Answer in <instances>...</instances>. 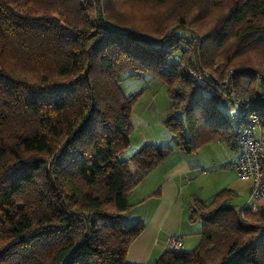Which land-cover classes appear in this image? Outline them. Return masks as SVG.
Masks as SVG:
<instances>
[{
  "label": "trees",
  "instance_id": "1",
  "mask_svg": "<svg viewBox=\"0 0 264 264\" xmlns=\"http://www.w3.org/2000/svg\"><path fill=\"white\" fill-rule=\"evenodd\" d=\"M127 70L166 85L185 153L237 142L230 90L264 132V0H0V264H264V204H227L228 187L188 206L191 251L127 261L144 227L123 221L129 193L172 150L118 157L143 93L122 92Z\"/></svg>",
  "mask_w": 264,
  "mask_h": 264
},
{
  "label": "crops",
  "instance_id": "2",
  "mask_svg": "<svg viewBox=\"0 0 264 264\" xmlns=\"http://www.w3.org/2000/svg\"><path fill=\"white\" fill-rule=\"evenodd\" d=\"M144 114H149L148 120L152 124L161 127L167 113L165 109L149 101ZM222 142L224 141L220 139L213 140L201 145L192 154L177 149L173 142L168 144L167 146L172 147L168 155L130 191L131 208L123 213V219H128L126 222L141 220L144 227L129 244L127 261L146 263L154 260L165 248L166 238L181 232L188 213L187 208L195 200H207L223 187L233 189L235 196L241 193L248 196L251 181L239 178L232 165L240 155L237 142L228 145V149L223 147ZM148 143L166 145L155 139L145 140L142 145ZM126 149L118 154L120 159H127L124 154ZM132 155H128V158ZM129 168L131 172L136 169L133 164ZM157 189L159 194L151 195ZM133 196L135 197L131 200ZM143 205V211L141 209L137 216L134 215V209L142 208ZM180 235L183 237L181 233ZM183 241L185 244L184 237Z\"/></svg>",
  "mask_w": 264,
  "mask_h": 264
},
{
  "label": "rangeland",
  "instance_id": "3",
  "mask_svg": "<svg viewBox=\"0 0 264 264\" xmlns=\"http://www.w3.org/2000/svg\"><path fill=\"white\" fill-rule=\"evenodd\" d=\"M178 34H186L188 35L186 30H177ZM134 73V70H127L124 71L120 75V88L122 92L125 95H130L133 93H136L138 91H143V93L139 96L137 101L132 106L131 110V117L130 121L132 124V129L129 134L130 139V145L126 149L125 156L128 159V155H132L130 153H135L142 143H144L145 140H154L155 141H161L162 143H165L166 145L172 143V136L171 132L168 131L162 124L161 127L155 126V124H152L149 117V114H144L147 110V105L149 101H153L157 106L162 107V109H165L166 113L170 110V102L167 96L166 91V85L158 78H153L149 74H141V75H132ZM232 104V103H231ZM220 110L225 111L226 108L224 107V104L221 103L219 105ZM234 108V107H232ZM149 124V126L147 125ZM149 127V128H148ZM222 145L224 148L228 149V145L224 142H222ZM224 149V150H226ZM193 152L189 153L192 154ZM130 167H132V163H130ZM189 188V187H188ZM190 189V188H189ZM185 198H187L186 190L183 191ZM247 194L241 193L239 195H234L230 200L227 201V204L236 206L237 208L242 207L245 205L247 201ZM135 196L131 197V200L134 199ZM144 209V205L139 208L134 209V215H138V211ZM188 209V208H187ZM188 214V213H187ZM128 220V219H127ZM127 220L123 219V221L126 224L133 223V220H129V222H126ZM184 225L178 234H182L185 239V244L182 247L183 251H191L200 241L201 238V228L202 223L200 220L197 221H189L188 215L184 219ZM161 250V248H160ZM165 248L161 250L154 260L158 259V257L164 252ZM150 261V262H151Z\"/></svg>",
  "mask_w": 264,
  "mask_h": 264
},
{
  "label": "built area",
  "instance_id": "4",
  "mask_svg": "<svg viewBox=\"0 0 264 264\" xmlns=\"http://www.w3.org/2000/svg\"><path fill=\"white\" fill-rule=\"evenodd\" d=\"M191 74L200 85H205L200 74L192 71ZM230 77L228 72L223 82L227 83ZM228 97L236 104V107L232 108L230 101L226 103L230 118L241 125L237 138L240 155L232 165L239 178L251 181L248 199L244 206L252 212H257L264 204V132L258 123L256 114L246 115L244 107L240 104L241 98L234 90L228 92ZM183 245V237L180 234H172L164 242L166 249L179 250Z\"/></svg>",
  "mask_w": 264,
  "mask_h": 264
}]
</instances>
